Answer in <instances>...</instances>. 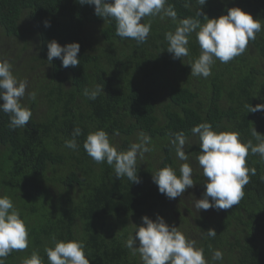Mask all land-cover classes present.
<instances>
[{
    "label": "trees",
    "instance_id": "obj_1",
    "mask_svg": "<svg viewBox=\"0 0 264 264\" xmlns=\"http://www.w3.org/2000/svg\"><path fill=\"white\" fill-rule=\"evenodd\" d=\"M185 3L167 0L165 7L174 8L176 20L142 18L151 30L146 41L137 43L117 36L115 20L97 16L94 5L0 0V38L22 41L19 49L0 52V61L7 60L17 79L27 82V93H37L35 101L27 94L21 100L33 113L25 127L10 129L9 115L0 112V196L13 201L29 239L28 247L12 251L5 264H23L33 252L49 264L45 248L54 246L53 235L57 241H83L90 264H142L125 241L145 215L153 220L162 216L178 227L203 249L209 264H264V159L259 154L249 151L246 166L255 167L256 174L249 173L243 198L227 210L197 211V195L195 200L169 199L153 181V172L165 166L180 175L185 161L170 144L177 132L187 137L186 162L202 193L207 178L195 160L201 149L192 127L209 122L218 132H238L242 143H258L251 135L254 127L264 135V110L248 113L245 107L264 103V30L242 55L228 63L216 60L209 77L191 76L189 62L200 55L195 33L184 58H173L165 38L181 19L204 22L196 17V0L188 7ZM231 7L251 13L264 27V0H207L201 15L218 18ZM53 39L61 45L79 42L80 64L64 68L59 58L49 64L47 44ZM97 85L104 87L97 99L83 95L85 88ZM76 127L82 134L76 137L78 149L72 150L64 142ZM98 129L109 134L118 151L138 142L140 132L151 137L152 150L137 158L139 183L115 178L106 161L97 164L88 156L84 141ZM212 228L217 235L208 237ZM214 250L223 252L222 261L211 260Z\"/></svg>",
    "mask_w": 264,
    "mask_h": 264
},
{
    "label": "clouds",
    "instance_id": "obj_2",
    "mask_svg": "<svg viewBox=\"0 0 264 264\" xmlns=\"http://www.w3.org/2000/svg\"><path fill=\"white\" fill-rule=\"evenodd\" d=\"M80 4L95 6L97 16L114 19L116 22V35L122 39H133L137 43L147 40L151 24L142 23V18L165 16L176 20L177 14L173 7L168 6L167 0H78ZM191 0H186L188 7ZM200 6L196 17L181 19L175 31L165 34L168 42L167 51L173 58L189 56V38L195 33V38L200 47V55L190 61L191 76L207 78L211 75L212 66L219 60L228 63L235 57L242 55L249 41L256 39V34L264 30L260 19L240 7H231L227 14L218 18H209L201 15V6L207 0H196ZM45 27H50V22H44ZM47 61L49 64L54 58L62 61V67H76L80 64L78 53L79 42L61 45L53 39L47 44ZM104 87L99 85L92 89L85 88L83 95L91 100L104 92ZM28 95L32 101L36 100L35 91L27 93V82L18 80L11 70L7 60L0 61V112L9 115L8 127L12 130L25 127L32 119L33 113L29 107L22 105L21 100ZM248 113L264 110V103L249 104L245 106ZM193 135L198 136L201 151L195 157L202 175L207 178L203 197L196 199L194 207L197 211L216 208L227 210L238 205L244 196V187L249 183L250 176L256 174V168L246 166V157L259 154L264 159V135L256 128L251 129V135L258 142L253 144L250 139L242 143L238 132L216 131L209 122H202L191 129ZM82 134L79 127L74 128L72 139L65 140L64 147L77 150L76 137ZM118 134V133H117ZM138 142L130 145L126 151H118L110 142L109 134L98 129L90 132L83 144L84 150L97 164L107 162L114 169L115 178H128L131 182L139 183L137 176V158H143L150 152L151 137L140 132ZM174 146L176 156L180 161H185L179 166L180 175L170 167H162L153 172V181L158 186L159 192L169 199L181 196L185 190L194 186L193 167L185 151L187 137L184 132H177L170 140ZM191 147V145H188ZM143 223L135 225L134 235H129L125 247L132 255L139 254L142 264H209L204 251L196 247L195 241L189 240L176 226H169L162 216L155 220L145 215ZM208 237H215L214 228L206 231ZM137 241L139 246H136ZM54 246L46 247L45 252L49 264H90L85 253V245L81 240H60L55 235L52 237ZM29 245L28 229L25 221L16 210L13 201L7 196H0V264H5V258L12 251H23ZM211 260L222 261L223 252L214 250ZM23 264H42L41 257L33 252Z\"/></svg>",
    "mask_w": 264,
    "mask_h": 264
},
{
    "label": "rangeland",
    "instance_id": "obj_3",
    "mask_svg": "<svg viewBox=\"0 0 264 264\" xmlns=\"http://www.w3.org/2000/svg\"><path fill=\"white\" fill-rule=\"evenodd\" d=\"M31 36H29L30 38ZM22 45V41L18 38L17 39H2L0 38V52H4L7 49V53L12 51L13 49H19L20 46ZM25 54V52H24ZM0 55H3L2 53H0ZM195 186L189 187L185 190V192L180 196V200H188L186 198H190V196L192 197V199L195 200L196 195L198 196V199L202 198L201 196L203 195V193L201 192V190L196 187L197 185L194 184ZM194 203V202H193Z\"/></svg>",
    "mask_w": 264,
    "mask_h": 264
}]
</instances>
